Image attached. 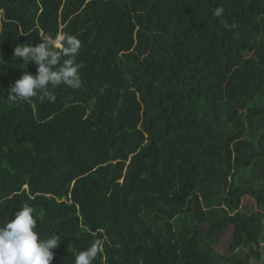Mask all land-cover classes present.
Returning <instances> with one entry per match:
<instances>
[{
	"label": "trees",
	"instance_id": "1",
	"mask_svg": "<svg viewBox=\"0 0 264 264\" xmlns=\"http://www.w3.org/2000/svg\"><path fill=\"white\" fill-rule=\"evenodd\" d=\"M58 31L82 87L6 100L37 74L13 48ZM0 55V225L33 207L52 264L95 239V264H264V0H0Z\"/></svg>",
	"mask_w": 264,
	"mask_h": 264
},
{
	"label": "clouds",
	"instance_id": "2",
	"mask_svg": "<svg viewBox=\"0 0 264 264\" xmlns=\"http://www.w3.org/2000/svg\"><path fill=\"white\" fill-rule=\"evenodd\" d=\"M223 14V7L215 9L216 17ZM81 44L77 35L63 31H58L55 36L44 35L38 44H17L13 48L12 60L20 58L23 65L35 63L37 74L33 76L25 70L19 79L9 85L6 100L17 103L40 94V99L55 102L54 89L58 86L81 88V64L77 63ZM8 63L0 55V73ZM34 213L35 209L25 204L0 225V264H52L54 251L61 239L57 234L41 235L36 230ZM103 248L102 239L93 240L87 248L74 253L73 264H95Z\"/></svg>",
	"mask_w": 264,
	"mask_h": 264
},
{
	"label": "rangeland",
	"instance_id": "3",
	"mask_svg": "<svg viewBox=\"0 0 264 264\" xmlns=\"http://www.w3.org/2000/svg\"><path fill=\"white\" fill-rule=\"evenodd\" d=\"M242 211L245 214H249L250 211H255V201L254 199L250 198V197H246L243 201V207H242ZM232 234V232L228 231L226 236L224 238L220 239L219 244L216 246V248L222 253L224 254L226 252V249L229 245V240ZM256 264V263H254Z\"/></svg>",
	"mask_w": 264,
	"mask_h": 264
}]
</instances>
